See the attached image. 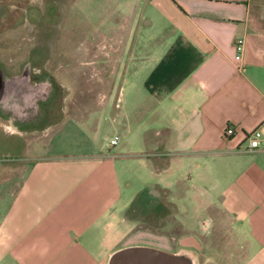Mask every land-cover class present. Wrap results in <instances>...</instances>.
Instances as JSON below:
<instances>
[{"label":"crops","instance_id":"1","mask_svg":"<svg viewBox=\"0 0 264 264\" xmlns=\"http://www.w3.org/2000/svg\"><path fill=\"white\" fill-rule=\"evenodd\" d=\"M141 1L133 23L141 10L156 39L133 37L146 50L117 58L123 85L98 110L122 142L42 156L3 181L0 264H105L143 243L195 251L223 216L237 264H264V0ZM256 128L261 145L244 152Z\"/></svg>","mask_w":264,"mask_h":264},{"label":"rangeland","instance_id":"2","mask_svg":"<svg viewBox=\"0 0 264 264\" xmlns=\"http://www.w3.org/2000/svg\"><path fill=\"white\" fill-rule=\"evenodd\" d=\"M141 3V0H0V66L4 72L15 76L32 59L35 70L50 75L59 87L37 125L18 131L0 116V210L6 196L1 183L17 181L16 171L32 160L70 150L81 154L89 148L91 140L105 150L114 151L107 146L115 134L119 136L118 142H122L119 131L110 125L111 117H105L101 124L98 110L110 92L113 104L117 89L123 85L121 75L115 74L127 64L129 54L142 55L146 50L134 49L133 37L134 43H141L151 35V44L156 39L153 34L159 28L157 22L153 28L144 26L148 21L143 19L141 10H136L133 23L129 7L137 9ZM2 6L6 7L4 14ZM121 54L123 67L117 62ZM133 165L127 167L130 173ZM222 218L226 220L224 224H217L198 237L201 246L195 250L198 264H237L240 259V240L230 229L228 218ZM142 245L161 248L154 243Z\"/></svg>","mask_w":264,"mask_h":264},{"label":"water","instance_id":"3","mask_svg":"<svg viewBox=\"0 0 264 264\" xmlns=\"http://www.w3.org/2000/svg\"><path fill=\"white\" fill-rule=\"evenodd\" d=\"M26 68V67H25ZM26 70L15 76L7 75L0 68V108L8 114L11 122L29 117L36 119L40 114L39 101H48L51 88L45 82L30 84ZM106 264H198L195 251L181 248L170 252L149 245H129L112 252Z\"/></svg>","mask_w":264,"mask_h":264},{"label":"flooded vegetation","instance_id":"4","mask_svg":"<svg viewBox=\"0 0 264 264\" xmlns=\"http://www.w3.org/2000/svg\"><path fill=\"white\" fill-rule=\"evenodd\" d=\"M1 9L3 11L2 14L6 13V7L4 8V6H2ZM0 68L2 69L1 66H0ZM25 70H26V72L29 73V78H28L29 81L28 82L30 84H36V83H39V82H45L44 84L47 83V86H49L51 88V96L48 99V101H46V102H42L41 100L39 101L40 114L38 115V117L36 119H32V120H30L28 122H25L23 120L24 119H28L29 117H22V118H19L20 119L19 121L11 122L10 118L8 117V114L3 112V108H0V116L4 117L8 121L9 125L14 127L18 131L22 130V128L25 127V126L37 125V123L44 118V113H45L46 106L53 99L54 94L56 92H58V89H59V87L55 84L54 80L52 79V77L50 75L41 74L39 71L35 70V67L33 65V60L32 59H30L26 63H24L22 68H21L20 73L16 74V75L22 74ZM9 76H11V75H9Z\"/></svg>","mask_w":264,"mask_h":264},{"label":"built area","instance_id":"5","mask_svg":"<svg viewBox=\"0 0 264 264\" xmlns=\"http://www.w3.org/2000/svg\"><path fill=\"white\" fill-rule=\"evenodd\" d=\"M245 46V39L243 38H236L233 41V48H234V67L237 71H241L243 68L242 64V55ZM226 135H233L234 134V127L232 125H228L225 129ZM119 137L114 136L110 140L111 145H115L118 142ZM247 145L242 148L244 152H254L259 149L262 141V132L259 129H254L246 136ZM239 149V148H238Z\"/></svg>","mask_w":264,"mask_h":264}]
</instances>
